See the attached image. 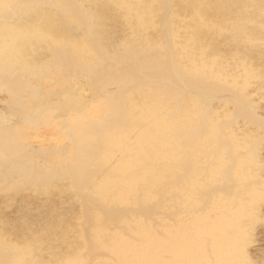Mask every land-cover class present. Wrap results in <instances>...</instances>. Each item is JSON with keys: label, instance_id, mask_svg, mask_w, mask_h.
<instances>
[{"label": "bare ground", "instance_id": "bare-ground-1", "mask_svg": "<svg viewBox=\"0 0 264 264\" xmlns=\"http://www.w3.org/2000/svg\"><path fill=\"white\" fill-rule=\"evenodd\" d=\"M0 2V264L258 261L261 0Z\"/></svg>", "mask_w": 264, "mask_h": 264}, {"label": "snow or ice", "instance_id": "snow-or-ice-1", "mask_svg": "<svg viewBox=\"0 0 264 264\" xmlns=\"http://www.w3.org/2000/svg\"><path fill=\"white\" fill-rule=\"evenodd\" d=\"M13 7L14 5L4 4L0 2V8L5 9L6 11L12 9ZM261 8L262 10H264V0H261ZM247 247H248V241L245 240L240 247V252H241V255L243 256V259L241 260H229V259L219 258V259L209 262V261L202 260V259L189 258V259L174 261L172 262V264H264V259L258 262L252 260L248 256ZM143 264H155V262H143Z\"/></svg>", "mask_w": 264, "mask_h": 264}, {"label": "rangeland", "instance_id": "rangeland-1", "mask_svg": "<svg viewBox=\"0 0 264 264\" xmlns=\"http://www.w3.org/2000/svg\"><path fill=\"white\" fill-rule=\"evenodd\" d=\"M262 149L263 150H261L260 152H261V156L263 157V160H264V145H262ZM262 174L264 175V171L262 172ZM264 198H263V203H262V209H263V212H264ZM38 218L39 217H37V215H35V216H32L31 218H30V221L31 222H35L36 220H38ZM264 221V219L263 220H261L260 222H263ZM257 223L256 224V226H255V229H254V234H255V240H254V242L249 246V250H250V252L253 254V252L254 253H258V254H254V257H255V259H257L258 261H260V260H262V259H264L263 257V255H264V253H263V251H264V222L263 223ZM263 225V226H262ZM263 229V230H262ZM261 238V239H260ZM255 248V249H254ZM256 248L258 249V250H256ZM263 249V250H262ZM256 251H258V252H256ZM261 251V252H260ZM259 253H262V254H260L259 255ZM262 255V256H261ZM260 258H262V259H260ZM257 261V262H258Z\"/></svg>", "mask_w": 264, "mask_h": 264}]
</instances>
